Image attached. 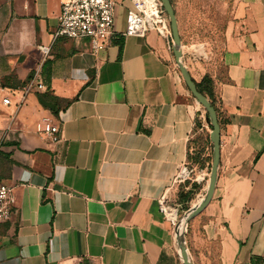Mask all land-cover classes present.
<instances>
[{
  "label": "crops",
  "instance_id": "obj_1",
  "mask_svg": "<svg viewBox=\"0 0 264 264\" xmlns=\"http://www.w3.org/2000/svg\"><path fill=\"white\" fill-rule=\"evenodd\" d=\"M63 2L0 0V181L14 190L0 264H183L178 225L159 200L182 206L181 189L191 206L204 197L213 160L207 113L184 82L172 39L123 34L130 0H116L115 33L99 52L88 38L53 42ZM172 4L184 64L195 82L213 78L220 111L215 191L188 222L189 256L193 264H264V0ZM216 20L224 42L215 68L202 53ZM50 44L45 57L41 46ZM30 81L45 88L18 106ZM47 91L56 114L39 101ZM43 119L59 123L60 141L37 133ZM185 169L191 176L176 181Z\"/></svg>",
  "mask_w": 264,
  "mask_h": 264
},
{
  "label": "built area",
  "instance_id": "obj_2",
  "mask_svg": "<svg viewBox=\"0 0 264 264\" xmlns=\"http://www.w3.org/2000/svg\"><path fill=\"white\" fill-rule=\"evenodd\" d=\"M131 7L126 12L125 36H145L149 31H156L165 39H172L169 17L161 0H130ZM116 0H64L59 14V23L53 33V42L56 40H78L88 38L93 52L105 50L111 43L115 33ZM45 57L51 54L52 44L41 46ZM45 88L41 82L30 81L20 89L22 98L17 105H23L26 95L33 89ZM15 90L3 98L4 104H10ZM37 133L45 136L51 142L60 141V125L51 120L43 119L35 125ZM187 171H183L176 181L187 179ZM13 187L0 181V224L7 222L13 212ZM160 211L174 225L179 224V214L185 212L182 206L169 203L168 197L159 200ZM173 212L176 214L173 215Z\"/></svg>",
  "mask_w": 264,
  "mask_h": 264
},
{
  "label": "water",
  "instance_id": "obj_3",
  "mask_svg": "<svg viewBox=\"0 0 264 264\" xmlns=\"http://www.w3.org/2000/svg\"><path fill=\"white\" fill-rule=\"evenodd\" d=\"M161 1L170 20L172 40H173V51L178 68L182 74L186 86L193 94V96L196 98V100L199 102V104H201L202 108L206 111L207 113V115L205 116L206 122L212 126L211 141L213 144V160H212V166H211L206 193L204 197L201 198V200L197 204L193 205L189 210L186 211V213L179 220V224H178V228H179V233L177 238L178 255L181 258L183 264H193L192 259L188 253L185 232L189 220L192 219L195 215H197L213 197L216 181H217V174H218L220 143H221V139H220L221 128L215 108L213 107L209 99L197 89L196 83L194 82L187 67L184 64L182 50H181L182 43L179 33L178 21L172 1L171 0H161ZM201 113L202 110H199L197 114L200 115Z\"/></svg>",
  "mask_w": 264,
  "mask_h": 264
},
{
  "label": "trees",
  "instance_id": "obj_4",
  "mask_svg": "<svg viewBox=\"0 0 264 264\" xmlns=\"http://www.w3.org/2000/svg\"><path fill=\"white\" fill-rule=\"evenodd\" d=\"M195 83H196L197 89L209 99V101L211 102V104L213 105V107L215 108L217 112V116H219L220 111H219V107L217 104L218 99H217V95L215 91V83H214L213 78L207 74L204 76V78L200 82H195ZM38 96H39L40 103L44 107L49 108L55 114L58 112L59 107H58L57 99L52 95L50 91L39 93ZM196 126H197V129L201 127V123L198 120H197ZM199 158H200L199 154L194 157L195 161H199ZM193 187H196V186H193ZM179 200L181 202H186V203H183L182 209L184 211L188 210L189 209L188 203L191 200L190 192L181 189L179 192ZM253 264H262V261L259 258H254Z\"/></svg>",
  "mask_w": 264,
  "mask_h": 264
},
{
  "label": "rangeland",
  "instance_id": "obj_5",
  "mask_svg": "<svg viewBox=\"0 0 264 264\" xmlns=\"http://www.w3.org/2000/svg\"><path fill=\"white\" fill-rule=\"evenodd\" d=\"M223 29H224L223 23L219 20H216L213 23L212 31L207 36L203 37L209 43L207 54L202 53L203 57L205 59H207L206 61L209 64V67H215L216 68L220 64L221 54H222V50H223V42H224V30ZM196 155H193V157H195ZM185 171H187V170L185 169ZM189 176H191V172L189 173ZM189 176L187 178H189ZM168 200H169V203L173 202L169 198H168ZM188 204H189V209H190L192 207L191 206L192 204H190V203H188ZM186 211L181 212L179 214V220L186 213Z\"/></svg>",
  "mask_w": 264,
  "mask_h": 264
},
{
  "label": "bare ground",
  "instance_id": "obj_6",
  "mask_svg": "<svg viewBox=\"0 0 264 264\" xmlns=\"http://www.w3.org/2000/svg\"><path fill=\"white\" fill-rule=\"evenodd\" d=\"M176 213L175 212H173V215H175Z\"/></svg>",
  "mask_w": 264,
  "mask_h": 264
}]
</instances>
